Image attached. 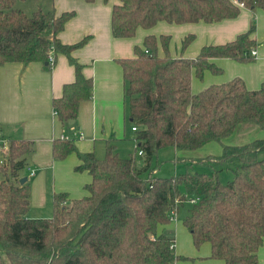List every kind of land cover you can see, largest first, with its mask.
Instances as JSON below:
<instances>
[{"label": "trees", "instance_id": "1", "mask_svg": "<svg viewBox=\"0 0 264 264\" xmlns=\"http://www.w3.org/2000/svg\"><path fill=\"white\" fill-rule=\"evenodd\" d=\"M17 1L0 0V69L11 62L46 64L51 55L54 61L58 54L66 55L76 78L64 85L53 107L58 121L71 129L80 104L93 96V79L72 55L90 37L63 43L60 33L76 11L58 14L53 5L28 14L16 7ZM241 4L264 9V0H119L112 9V33L132 38L139 28L151 29L161 21L234 19ZM256 31L252 21L235 39L204 45L194 58L173 56L170 35H147L133 57L118 59L136 127L135 153L123 157L110 141L105 157L99 158L78 148L81 137L73 131L55 138L54 158L75 154V171L88 172L91 179L81 197L55 193L50 217H30L32 184L20 174L34 142L9 140L0 162V264H176L175 238L160 226L171 222L187 201L192 205L183 221L197 247L210 243V257L225 264H258L264 242V138L224 144L218 155L177 157L186 171L170 177L159 176L160 165H154L165 147L195 150L233 135L244 122L264 129V82L249 89L235 77L192 91L194 74L203 79L207 71L222 73L214 59L252 60ZM194 38L183 39L181 53ZM224 170L232 175L226 182L221 180Z\"/></svg>", "mask_w": 264, "mask_h": 264}, {"label": "crops", "instance_id": "2", "mask_svg": "<svg viewBox=\"0 0 264 264\" xmlns=\"http://www.w3.org/2000/svg\"><path fill=\"white\" fill-rule=\"evenodd\" d=\"M118 2L53 0L58 14L76 11L60 33L62 42L74 44L86 36L90 37L84 46L72 53L83 64L84 75L92 78L94 83L92 98L80 104L75 127L67 130L58 121L53 107V100L62 96L64 85L76 78L75 68L66 55L58 54L53 65L49 62L48 65L11 62L0 69V137L6 141L28 140L35 144L33 153L28 156L25 168L28 171L20 173L32 184L31 209L34 206L52 211L53 195L59 192L81 197L85 194V184L91 179L88 172L75 171L79 162L75 154L64 160L54 158L55 138L65 137L69 130L74 133L78 129L82 134L77 142L78 148L83 152H94L99 158L106 152L107 142L113 141L117 151L119 144L120 152L122 143L128 139L137 145L129 100L125 95L123 69L118 59L133 57L135 47L142 46L147 35H170L173 56L182 54L194 58L204 45L229 42L247 31L255 21L257 56H250L252 60L246 62L232 58L214 59L223 69L222 73L207 71L203 79L194 74L192 91L198 93L210 84L235 77L243 78L249 89H258L264 82V9L251 10L241 6L237 18L216 23L176 24L161 21L151 29L139 28L135 37L116 38L112 33L111 19L113 6ZM190 34L195 38L181 53L182 41ZM188 212L189 208L179 209L171 222L160 226V231L175 238V252L180 257L176 264H225L222 259L210 257V243L199 247L194 244L192 234L183 221ZM29 215L36 218L45 214L35 211ZM258 264H264V242L258 252Z\"/></svg>", "mask_w": 264, "mask_h": 264}, {"label": "rangeland", "instance_id": "3", "mask_svg": "<svg viewBox=\"0 0 264 264\" xmlns=\"http://www.w3.org/2000/svg\"><path fill=\"white\" fill-rule=\"evenodd\" d=\"M53 6V0H18L16 3L17 8H21L25 10L28 14H32L36 10L42 8L43 10H49ZM257 138H264V129L259 128L256 124L252 122H244L242 123L236 132L228 136L227 138H224L222 141H213L205 146H202V148H198L195 150H189V151H179L173 147H165L160 150L158 153V156L154 160V165L159 164L160 167L157 170V174L161 177H170L173 175H178L181 173H184L186 171V165L183 162H177L175 159L177 157H180L182 155H190L194 157H200V156H206V155H218L222 153V146L224 144H238V143H244L248 142L250 140H254ZM122 151H119V144H118V152L123 157H129L135 153V142L133 140L128 139L127 141H124L122 143ZM210 145V146H208ZM220 150V152H219ZM5 153H0V162H2L5 159ZM106 152L101 154L102 157H105ZM26 168V167H25ZM22 169V173L25 174L27 172V169ZM31 178V176H29ZM232 178V175L228 173L227 170H224L221 173V180L223 182H226ZM191 208V202H186L180 207V211ZM35 211H39L40 213H43L42 217H50L52 215V211L47 209H38L37 207H32L30 214L34 213ZM175 249V244L173 246Z\"/></svg>", "mask_w": 264, "mask_h": 264}, {"label": "built area", "instance_id": "4", "mask_svg": "<svg viewBox=\"0 0 264 264\" xmlns=\"http://www.w3.org/2000/svg\"><path fill=\"white\" fill-rule=\"evenodd\" d=\"M241 6H243V4H241ZM257 53H258L257 49L252 48L250 55L251 56H257ZM49 63L52 65L54 63V57L52 55L49 58ZM133 129L136 130V127L133 126ZM74 135L82 138V134L81 133L79 134V132H77V131H74ZM1 151L6 152V153L8 152V141H6L0 137V153H1ZM141 153H142V150L139 151V154H141Z\"/></svg>", "mask_w": 264, "mask_h": 264}, {"label": "water", "instance_id": "5", "mask_svg": "<svg viewBox=\"0 0 264 264\" xmlns=\"http://www.w3.org/2000/svg\"><path fill=\"white\" fill-rule=\"evenodd\" d=\"M46 64L48 65V62ZM22 180L25 181L26 180V177H24Z\"/></svg>", "mask_w": 264, "mask_h": 264}]
</instances>
